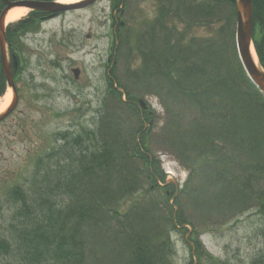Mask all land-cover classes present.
<instances>
[{
	"label": "trees",
	"instance_id": "16d2710c",
	"mask_svg": "<svg viewBox=\"0 0 264 264\" xmlns=\"http://www.w3.org/2000/svg\"><path fill=\"white\" fill-rule=\"evenodd\" d=\"M120 1H116L115 7ZM182 5L191 26L220 23L216 36L190 42L185 33L171 36L177 25L170 24L163 11L146 31L152 38L150 49L143 46L140 36L130 38L129 32L123 38L120 36L119 52L124 50L130 58L129 68L121 77L114 66L111 71L114 79L108 78L107 95L112 97L114 107L112 112L101 116L107 118L101 124L105 131L84 127L70 139L64 137L58 150L61 153L66 149L67 164L60 161L62 156L49 155L54 166L50 170L59 179L57 187L68 194L70 201L57 210L56 216L53 208L50 209L52 215L45 228L35 225L32 232H24L33 263L85 264V225L96 217H111L118 222H122V217L129 219L130 213H123L121 206L129 201L131 210L135 208L139 204L138 195L146 186L147 192L162 191L169 210L165 211V221L173 229L189 233L188 240L193 241H190V264L224 262L202 246L199 240L202 227L198 221L201 217L191 218L188 207L195 213L201 210L218 213L213 224L244 213L248 199L256 201L264 214L261 185L264 183V95L250 81L238 57L235 3L184 0ZM225 8L228 14L224 13ZM24 24L22 21L13 26V38L23 30ZM253 39L264 68V0H253ZM140 55L141 65L133 67L132 58ZM141 90L168 98L162 102L173 116L165 126L164 141L166 147L174 148L190 171L180 190L167 183L160 162L152 155L150 128L144 130L148 111L139 102ZM186 105L199 116L188 124L174 120L184 118ZM125 115L138 116L137 125L121 128ZM54 152L53 147L51 153ZM65 169L70 172H64ZM192 180L199 184L196 190L188 189ZM159 182L167 184L161 186ZM13 195L28 210L25 192L17 188ZM189 202L192 206H187ZM163 234L160 229L154 234H141L135 229L126 232L129 263L174 264L173 245L169 236ZM10 251V242L0 238V257ZM255 261L263 262L264 257Z\"/></svg>",
	"mask_w": 264,
	"mask_h": 264
},
{
	"label": "rangeland",
	"instance_id": "374dc122",
	"mask_svg": "<svg viewBox=\"0 0 264 264\" xmlns=\"http://www.w3.org/2000/svg\"><path fill=\"white\" fill-rule=\"evenodd\" d=\"M182 1L129 0L124 20L137 27L143 37H148V33H145L148 22L156 18L159 3H163L168 12L172 8L179 13L168 16L169 23L177 25L171 36L178 37L180 33H185L187 42L214 38L220 23H214L211 27L197 25L189 28V18L183 10ZM224 13L228 14L227 8ZM110 16L111 0H99L89 9L65 12L42 23L38 34L28 35L30 39L23 53L27 69L22 77L26 83V94L13 116L20 119V122L11 128L6 141L0 145V238L7 239L11 244L10 253L0 257V264H41L31 261L29 245L23 234L32 232L35 225L45 228L49 215H52L50 209L53 208L56 216L59 208L69 204L70 197L58 189L59 179L50 170V167H54L49 156L53 146L55 152L51 155L62 156L60 161L68 163L66 149L59 153L61 143L57 142V135L64 133L70 139L84 127L105 131L101 124L107 118L101 116L112 112L114 107L112 97L107 95V75L111 66H107V60L112 53L114 41ZM88 34H91L90 38ZM143 43L146 49H150L149 42ZM129 60L125 51L121 50L117 64L121 77L129 68ZM135 60L132 66H140L139 57ZM74 67L81 69L79 79H75L71 72ZM64 76H68V81ZM138 96L156 111L150 127L152 155L160 162L165 173L166 170H173L168 181L180 190L190 171L174 148L166 147L164 141L165 126L173 116L162 102L168 98L163 99L144 90L138 91ZM10 100L7 102L5 97L0 101V111L8 106ZM183 116L179 119L174 116V120L188 124L199 114L186 105ZM94 121L97 123L92 125ZM137 123L138 116L125 115L121 128ZM148 125L149 121L144 120V130L149 128ZM5 127L7 125L0 126V131ZM64 172L70 171L65 169ZM192 182H189L188 189L196 190L199 184L194 180ZM261 185L264 187V183ZM17 188H21L27 195L28 210L23 208L21 200L14 199L13 193ZM146 188L141 189L138 195L140 201L137 200L139 204L135 208L131 210L129 201L121 206L123 213H130L129 219L122 217V222H118L111 217H96L94 222L85 225V264H130L124 235L132 229L141 234H154L160 229L164 233L162 236H169L173 245L171 261L174 264H190V246L193 241L188 240L189 233L173 229L165 221V211L169 210L164 203L162 191L155 189L147 192ZM158 202L160 206H157ZM247 202L244 213L216 224L212 221L216 220L218 213L204 210L195 213L192 208L187 209L191 218L201 217L198 220L202 227L199 240L208 253L224 262L222 264H264V261H255L264 257V214L260 212L256 201L248 199ZM190 204L192 206V202L187 206ZM46 264L62 263L53 261Z\"/></svg>",
	"mask_w": 264,
	"mask_h": 264
},
{
	"label": "water",
	"instance_id": "95a60500",
	"mask_svg": "<svg viewBox=\"0 0 264 264\" xmlns=\"http://www.w3.org/2000/svg\"><path fill=\"white\" fill-rule=\"evenodd\" d=\"M97 0H82L76 3H59V2H14L11 3L8 9H13L18 6H25L31 9H38L41 11H50V12H59V11H69L73 9H81L89 6ZM236 2V12H237V25H236V43L239 52L240 61L242 66L253 82V84L264 94V69L261 65H257L254 55H253V1L252 0H232ZM4 30L2 25H0V43L2 54L5 59V48H4ZM7 78L9 85L15 90L11 70L6 67ZM76 78L79 76L80 70L75 69ZM16 95L13 96L11 107H14L16 104ZM141 103L145 105L144 101L141 100ZM12 109V108H11ZM4 115H0L2 119Z\"/></svg>",
	"mask_w": 264,
	"mask_h": 264
},
{
	"label": "flooded vegetation",
	"instance_id": "af4514ba",
	"mask_svg": "<svg viewBox=\"0 0 264 264\" xmlns=\"http://www.w3.org/2000/svg\"><path fill=\"white\" fill-rule=\"evenodd\" d=\"M55 0H0V25L5 27V36H6V44H5V53H6V63L3 58L0 46V101L6 97V92L8 90V83L6 79V65L9 66L13 71V76L16 84V90L18 94V103L12 111H10L6 117H4L0 121V126L7 125L3 131H0V145L6 141L8 133H10L11 128L17 125L20 122V119L13 118L16 112L21 105L23 96L26 94L24 91V86L26 83L22 81L23 74L27 69V63L25 58L23 57V53L26 52L28 40L30 39L28 36L23 40L21 45H17L12 42V28L11 25L7 24V8L11 2H52ZM63 14V12L57 14L51 13H41L31 11V13L27 16V19H37L39 23H43L45 21L54 19ZM114 15H118L116 17L117 24L114 26V29L118 30L119 25L122 24V16L121 13L115 11ZM32 34V33H31ZM27 35V34H26ZM25 35V36H26ZM14 59H17V64L14 62ZM64 79L68 81L69 78L64 76ZM15 121V122H14ZM14 122V123H12ZM9 125V126H8Z\"/></svg>",
	"mask_w": 264,
	"mask_h": 264
},
{
	"label": "bare ground",
	"instance_id": "6f19581e",
	"mask_svg": "<svg viewBox=\"0 0 264 264\" xmlns=\"http://www.w3.org/2000/svg\"><path fill=\"white\" fill-rule=\"evenodd\" d=\"M79 1L81 0H61V2L68 3V4L79 2ZM28 12H29V9L26 7H22V6H18V7L11 9V11L9 12L6 18L7 24L20 21L27 15ZM253 55H254L256 64L260 65L257 54L256 52H254V49H253ZM11 94H12L11 90H8L7 96H6L7 102L11 99Z\"/></svg>",
	"mask_w": 264,
	"mask_h": 264
}]
</instances>
